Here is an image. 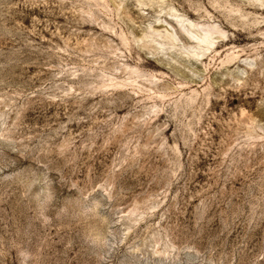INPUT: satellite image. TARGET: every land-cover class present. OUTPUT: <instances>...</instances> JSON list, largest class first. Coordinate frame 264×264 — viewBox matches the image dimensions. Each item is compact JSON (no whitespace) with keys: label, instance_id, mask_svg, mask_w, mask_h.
I'll return each mask as SVG.
<instances>
[{"label":"rangeland","instance_id":"1","mask_svg":"<svg viewBox=\"0 0 264 264\" xmlns=\"http://www.w3.org/2000/svg\"><path fill=\"white\" fill-rule=\"evenodd\" d=\"M0 264H264L259 3L0 0Z\"/></svg>","mask_w":264,"mask_h":264},{"label":"bare ground","instance_id":"2","mask_svg":"<svg viewBox=\"0 0 264 264\" xmlns=\"http://www.w3.org/2000/svg\"><path fill=\"white\" fill-rule=\"evenodd\" d=\"M253 2L259 3V6H261V10L264 11V0H253ZM176 23L179 24L180 28H182L184 21L182 19H176ZM185 25L189 28L188 30L185 31L186 38L187 39L189 38L190 40L195 42L196 47L204 46V47L208 48L212 44V36L213 35L217 34L220 37L224 35V32L216 24H212V25H203L202 24V25H200L197 23L186 22ZM153 32L156 33L157 35H159L161 33V31H159V30H153ZM162 36L163 37L165 36L169 41H171L170 43H172V41L174 39L169 33L165 32V30H164V34ZM174 40H176V39H174ZM171 45H173V44H171ZM194 50H196V48Z\"/></svg>","mask_w":264,"mask_h":264}]
</instances>
